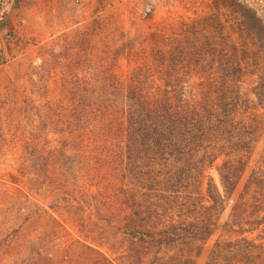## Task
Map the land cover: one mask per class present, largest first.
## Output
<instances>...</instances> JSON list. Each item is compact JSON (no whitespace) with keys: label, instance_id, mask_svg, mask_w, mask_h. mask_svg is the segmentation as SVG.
Returning <instances> with one entry per match:
<instances>
[{"label":"rangeland","instance_id":"obj_1","mask_svg":"<svg viewBox=\"0 0 264 264\" xmlns=\"http://www.w3.org/2000/svg\"><path fill=\"white\" fill-rule=\"evenodd\" d=\"M114 3L6 31L0 264H264V0Z\"/></svg>","mask_w":264,"mask_h":264},{"label":"crops","instance_id":"obj_2","mask_svg":"<svg viewBox=\"0 0 264 264\" xmlns=\"http://www.w3.org/2000/svg\"><path fill=\"white\" fill-rule=\"evenodd\" d=\"M113 4L114 0H82L79 6L72 0H0V34L14 28L18 19H23L27 38L36 41L50 39L56 32L87 24L95 14L108 17L115 6ZM38 26L44 29L41 33L36 31ZM13 60L0 63V71Z\"/></svg>","mask_w":264,"mask_h":264},{"label":"built area","instance_id":"obj_3","mask_svg":"<svg viewBox=\"0 0 264 264\" xmlns=\"http://www.w3.org/2000/svg\"><path fill=\"white\" fill-rule=\"evenodd\" d=\"M73 4L79 6L82 3V0H72ZM149 10L146 9L144 13H147ZM23 21H18V26L22 25ZM18 33L15 29L10 30L6 33L0 34V63L9 60L13 57V52L18 50L16 47L18 45Z\"/></svg>","mask_w":264,"mask_h":264},{"label":"trees","instance_id":"obj_4","mask_svg":"<svg viewBox=\"0 0 264 264\" xmlns=\"http://www.w3.org/2000/svg\"><path fill=\"white\" fill-rule=\"evenodd\" d=\"M143 130H144V129H143ZM160 132H161V131H159V132H157V133H160ZM142 133L145 134V135H147V136L150 135L147 131H146V132H142ZM142 133H141V134H142ZM157 142H158V140H157ZM176 230H177V228H176L175 226H171L167 232H170V235H172L173 233H176Z\"/></svg>","mask_w":264,"mask_h":264}]
</instances>
